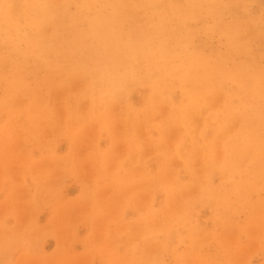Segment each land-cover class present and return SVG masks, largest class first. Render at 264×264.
Returning a JSON list of instances; mask_svg holds the SVG:
<instances>
[{
	"label": "rangeland",
	"instance_id": "rangeland-1",
	"mask_svg": "<svg viewBox=\"0 0 264 264\" xmlns=\"http://www.w3.org/2000/svg\"><path fill=\"white\" fill-rule=\"evenodd\" d=\"M35 1L39 37L0 16V264H264V0Z\"/></svg>",
	"mask_w": 264,
	"mask_h": 264
},
{
	"label": "bare ground",
	"instance_id": "bare-ground-1",
	"mask_svg": "<svg viewBox=\"0 0 264 264\" xmlns=\"http://www.w3.org/2000/svg\"><path fill=\"white\" fill-rule=\"evenodd\" d=\"M120 2L126 1V2H132L134 0H119ZM147 1H153V0H147ZM3 5L2 7L0 6V16L1 14L4 16L9 15L12 12V6L9 2V0H2ZM40 5L41 9V14H37L35 17H32L31 19V30L39 37L41 36V32L45 29V27L51 22L52 18L54 17V14L52 11L49 9L47 6V3H38L35 0H31L30 2V9L34 8L35 6ZM124 9V8H123ZM2 12V13H1ZM8 17V16H5ZM2 17H0L1 20ZM4 18V17H3ZM9 28H12L10 24L8 25ZM38 37L36 41L31 44L32 45H37L38 44ZM43 41V40H42Z\"/></svg>",
	"mask_w": 264,
	"mask_h": 264
}]
</instances>
